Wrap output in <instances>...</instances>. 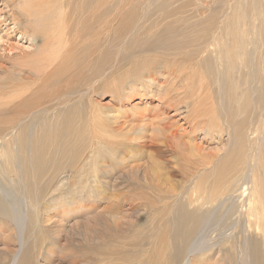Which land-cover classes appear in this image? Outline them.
I'll return each instance as SVG.
<instances>
[{
  "label": "bare ground",
  "instance_id": "6f19581e",
  "mask_svg": "<svg viewBox=\"0 0 264 264\" xmlns=\"http://www.w3.org/2000/svg\"><path fill=\"white\" fill-rule=\"evenodd\" d=\"M4 1L15 4L10 21L16 25L22 18L27 23L22 30L38 40V50L24 53L17 67L22 72L18 98L23 110L18 117L4 112L15 98L2 100L5 88L16 87L14 81L1 85L0 264H30L28 248L22 251L27 245L22 235L27 227L22 185L29 179L39 184L40 197L35 195L32 210L40 200L46 201L42 204L47 211L59 202L71 213L97 209L87 215L84 240L73 251L77 256L71 264H264V0H217L224 10L220 9L221 23L210 35L206 26H194L198 32L193 44L185 32L182 40L191 44L188 50L166 21L175 13L169 8L172 0L154 5V15L159 10L169 32H160L162 26V35L157 31L154 38L153 32H137L135 27L154 11L147 0L135 14L136 24L128 26L126 19L118 29L128 35L125 46L115 48L125 51L114 57L116 68L126 63L122 83L105 78L110 53L100 32L102 0ZM185 7L174 15L184 13ZM154 15L153 19L158 16ZM86 50L87 64L84 60L78 65ZM135 50L160 53H149L152 61L142 64L140 53H131ZM186 54L204 64L199 71L192 69L190 59L189 68L184 65ZM82 69L92 70L93 84L77 91L64 89ZM101 84L112 88L114 107L93 98ZM39 87L41 95H33ZM134 97L139 100L134 102ZM215 105L235 117L221 118L224 114L219 116ZM181 107H191L182 123L176 117ZM198 132L219 144L222 133L227 137L222 148L205 153L201 144L190 142ZM35 158L45 163H35ZM122 187L129 192L142 188L145 193L129 194L123 201ZM101 200L105 204L100 205ZM116 201L143 212L128 219L117 210ZM70 214L64 212L65 218ZM208 233L218 235L208 241Z\"/></svg>",
  "mask_w": 264,
  "mask_h": 264
},
{
  "label": "rangeland",
  "instance_id": "374dc122",
  "mask_svg": "<svg viewBox=\"0 0 264 264\" xmlns=\"http://www.w3.org/2000/svg\"><path fill=\"white\" fill-rule=\"evenodd\" d=\"M146 1L147 0H102V7L105 9V13H104V17L101 20L102 26L100 28H102V29H100V32L103 33L102 38L104 40V45H105L104 49H106V50H107V48H108V50L110 49V51L107 50L108 53L105 51L107 53V55L109 53L110 54L108 55L109 57L106 56L109 59L106 58V60H105L106 64H104V69H105V73H106L105 78L109 82L115 81L116 83H119V82L122 83V80H120L119 78L121 77L122 71L126 67L125 66L126 63L124 61V62H120L121 66L119 68H116L117 59L114 60L118 54L125 52L124 50H123V52H118L117 49H118V47H122L121 44H123V43L125 46L124 41L126 39H128V35H124V33L121 31H118V29L122 30L123 24L125 26L126 23L128 26L132 25V23L136 24V20H138V15L136 16L135 14H136V12H140L141 4L145 3ZM157 1L158 0H150V2H153V5L151 6V8L152 7L153 8L151 11H153V9H154L153 12L149 13V15L151 17L154 15V12H155L154 5L158 4ZM88 2H89V0H88ZM172 2L173 3H171V4L174 8H172L171 5L169 6V8H171V11L175 12V13H176V11L179 12V10H181L183 12L182 7H184V5H186V7L184 8V13H182L180 11V13H182L181 15H183V16H181L180 13H177L176 15H174L175 13H173V14H170V15H172V16H170L171 18L169 17L166 19V21L171 22L170 25H172V26L174 25V27H172V26L170 27L169 25L166 27L173 28L172 29L174 31L173 34L177 40L181 41L182 48L184 50L185 49L188 50L189 49L188 47H190L191 44L195 43L192 39H194V35L196 32H198V30L195 29L194 26L197 28H200L201 26H204V27L206 26V28L208 29V32H209L208 35H210L212 30L217 28L214 26H216V25L218 26L219 25L218 23H221L220 22L222 20L221 10H223V6H221L222 4L218 3L217 0H196L197 3L192 1V0L191 1L190 0H172ZM134 4H136V6ZM173 4L175 6L178 5V6H176V8L178 7L177 8L178 10L175 9V6ZM196 4L199 7H195ZM144 7H145V5H144ZM11 8H13V9H11ZM196 8H197V10H196ZM217 9L219 11H217ZM12 10L16 11L15 4H10V6H8L6 1L0 0V93L3 89V86H1V85H6L11 80L14 81L13 83L16 85V87L11 88V89L5 88V91H7V94L4 96V98L2 100H9V99L12 100L13 98H15L12 102H10L9 104L4 106V107H6V110L4 112H7V115L18 117V115L21 113V111L23 112V110H21L22 109V100L20 98H18L22 94V80H19V78H18L20 75L22 76V72L19 74L17 67L20 64H22V55L24 53L25 54H27V53L28 54L29 53L34 54L36 52V50H38V40L34 39L30 34H28V33L26 34L24 32V30H22L23 29L22 26L24 24H25L24 26H26V24H27L26 22H24V20H22V18L19 19L21 22L17 23L16 25L12 23L13 22L12 17L10 16ZM133 10L135 12H133ZM156 10H158V9H156ZM193 10L194 11L196 10L199 13H196V11L194 12ZM209 10H212V12ZM158 11H156L158 14L157 13H155V14L158 15L157 17L159 18V16L161 17L162 15H160ZM128 12H131V14H133V15H130V13H128ZM124 13H125V15H124ZM195 13L197 14V16ZM209 14L211 15L210 16L212 18L211 20H210V17L208 16ZM156 15H154V16H156ZM150 16H149L150 19H148V21H144L141 24H139L140 25L139 27H135L136 25H134L132 27H135L136 29L138 28V30L140 28V31L137 30V32L140 34H144L143 36H145V32H148V33L153 32L152 37L154 38L155 33L159 30L158 28L161 26L163 28L164 23L162 24L161 18L156 19L157 17H154L155 19H153V17H152V20H151ZM175 16L177 18H178V16L180 18L183 17L184 19L183 20L181 19L183 22H180L181 20L178 19V21L180 23H179V25H177L178 21L175 18ZM208 17H209V19H208ZM214 17H215V19L213 20ZM131 18H134V21H133V19L131 20ZM185 18H186V20H185ZM217 18H219V19H217ZM114 19H115V21H114ZM126 19L128 20V22H126V23L124 22L122 24L123 21H127ZM200 19H201V21H199ZM159 21H160V23H158L156 25V23ZM204 21L207 23L204 24ZM119 22H120V26L118 25ZM147 22L149 24H147ZM200 22H201V24H200ZM256 22H258V21H256ZM150 23H153V24L151 25ZM116 24L118 25V27ZM142 24H145V26H146V24L148 25V26H146V27H148V31H147V28ZM193 24H195V25H193ZM165 25H167L166 22H165ZM116 27H117V29H116ZM143 27H144V29H143ZM152 27H154L155 29L154 28L152 29ZM166 27L164 26L163 29L160 28L161 31L160 30L159 31L163 32V34L169 32L170 29L169 28L167 29ZM181 27L183 28L184 31L182 30ZM96 29H97L96 27H94L92 29L93 34L96 32ZM115 29L117 30L116 33H115ZM143 30H144V33H143ZM154 30H156V31L154 32ZM164 30H166V31H164ZM128 31H129V33H132V31L130 29ZM159 31H158V33H159ZM175 32H176V34H175ZM185 32H188L189 34L187 33L188 34L187 35ZM29 33H30V31H29ZM111 34L113 36H110ZM159 34L162 35L161 33H159ZM180 34H182V35H180ZM186 35L188 36L189 42L191 41L190 46L187 45L186 43H184V41H183L184 39L186 40V38H187ZM158 36L159 35H157V37ZM113 37L116 39H119L120 41L114 39ZM123 37H124V39H123ZM152 37H150V38H152ZM111 39L112 40L114 39V41L111 42ZM197 39H199V38L197 37L196 40ZM115 40H116V42L118 41L117 43L119 45L117 43H115ZM113 42L115 44H112ZM109 45H111V46L109 47ZM112 46H116V47H113V50L115 48H117L114 50L116 52H114L112 50V48H111ZM129 48L130 47H128L126 49V51ZM92 50H93V47H92ZM158 50L161 51V49H158ZM160 51L157 52L154 50H151V51L145 50L144 53H140L138 50H135L134 52H131V51L130 52L132 54L140 53L139 57H137V58H139V60H138V61H140L139 63L149 64L152 61V57H153V55L149 54V53H152V52L153 53H155V52L160 53ZM83 54H85V57L79 61L78 65L82 64L83 61L86 60L90 56V52L89 51L87 52V50H86V53H83ZM112 54H113V57H112L113 61H111ZM204 55H207V52H204ZM131 56L133 57V55H131ZM187 56H188V54H186L185 56H182V57H186L185 58L186 60H184V58H182V59L184 60L183 61L184 63L186 62L184 65L187 68H189V65H188L190 63V61H188L189 59L191 60V63H190L191 66L194 64L192 66L193 67L192 69H196V68L198 69L196 71H199L200 67L202 68V65H204V64L201 65L197 61L193 60L194 59L193 57H192L193 59L192 58L188 59L189 56L188 57ZM87 61L88 60L85 61V64H87ZM89 61H90L89 65H91L93 61H91V59ZM196 62L198 63V65L196 64ZM123 63H125V64H123ZM83 67H84V65H83ZM94 68H95V66H94ZM94 68L92 67L93 70H94ZM212 68H213V65H212ZM91 71L92 70H89L86 72L85 69H82L81 72L77 76L73 75V77H75V79L72 80L73 82H71L69 85H63V88L66 89L67 91H77L79 89L85 88L88 83L93 84L94 79L91 81V76H92ZM193 76H195V75H193ZM199 76H201V73L199 74ZM195 81H198V79L195 78ZM199 81H201V80H199ZM109 82L107 84H109ZM18 83H20V84H18ZM41 85H44V84H41ZM40 87L37 89L38 92L36 90L32 94L33 95L38 94V96H40L41 95V94L39 95V93H41ZM101 88L104 90H102V89L97 90V92L92 94L93 98L96 101H99L100 103H102V105H109L110 107H114L117 104V102H116V99H114V95H113L114 93L113 92L110 93L109 89H112V88H108L107 85H103V84H101ZM59 90H61L60 87L57 89V91H59ZM43 91L45 93L48 90L46 89ZM252 95H253V93L251 94V98H249V99H251V101L253 99ZM18 100L21 101V103H19ZM26 100H27V97H25V100L23 101V103ZM138 100L139 99L137 97H134V102L135 101L137 102ZM17 101H18V103H16ZM214 107H215V109L217 108V110L219 111V113H218L219 116H221V114L225 115V116L223 115V117H221V118H226V117L230 118L231 115H232V117L230 119L235 117V114H232V113L227 112V111H225V113L224 112L221 113L222 111L219 109L218 105H215ZM226 107H228V105ZM190 110H191V107H187V108L181 107V109L178 110L181 113H179L176 117L180 118V120H179L180 123L184 122V118H186L188 113L190 114ZM217 110H216V113L218 112ZM242 111L247 112V110L244 108H242ZM170 112H172V111H170ZM226 113H227V116H226ZM87 114H91V113H87ZM183 114H185V116ZM237 115L240 117L239 114H237ZM241 116H243V115H241ZM182 127L184 129V127H186V123H184L182 125ZM195 134H196V132H195ZM202 136H203L204 140L199 139V137L201 138ZM221 136H222L221 137L222 138L221 143H223V145H224V143H225L224 141H225L227 135L224 132V133H222ZM192 139H194V138L191 137V139H190L191 144H194V142L199 144V145L201 144V146H202L201 149H203L205 153L214 152V151L218 150V148L220 149L223 146L221 143L220 144L217 143L216 139L210 140L209 136H205V134H203V133L201 134V132H198V137L196 136L195 140H192ZM34 162L38 163V164H44L45 163L43 159L40 160L38 158H35ZM29 166H30V164H29ZM29 175H30V172H28V176ZM210 180L212 181V178H210ZM23 181H22V183H23ZM77 181H79V180L77 179ZM178 181H180V180H178ZM180 183L183 184V182H181V181H180ZM188 185L190 187V184L186 183L187 187H188ZM22 186L25 189V192L22 193V213H24V214L27 213L25 215L27 218L26 219L27 227L22 228V235L25 236V241L27 242V245H23L22 251H24L25 249L28 248L27 255L30 256V259L28 260V262L30 264H71L70 261L72 259H75V257L77 256V254L73 255V251L76 248L79 249L78 245L80 243H82L84 240L83 229L89 220L87 215L91 214L92 212H96L97 209L96 210L94 209L92 212H89L88 214H86V212H81V211L71 213V211H68V209L66 207L60 208V207H62V204H61V202H59V203H55V205L51 206L50 209L47 211L46 208H43L44 207L43 204L46 203V201L42 202L40 200L39 205L36 207V209L32 210L31 209L32 205L34 204V201L36 199L35 195H37V197H40V195L38 194L39 184H38V182H36V181L33 182L32 180L29 179L28 181L24 182V185H22ZM121 189H122V191L124 190L123 192L121 191L123 193V194H121L123 201H125V199H128L131 194L132 195L137 194L136 192H138L139 197L143 196L145 193V191L142 188L132 189L130 192H129V190L126 189V187H122ZM47 200L50 201V199H48V198H47ZM62 200H64V199L62 198ZM123 201H122V203L120 201L119 202L116 201L117 204L119 203L118 206L120 208V209L117 208V210H119V212H121V214L126 215L128 217V219H133L135 217V215H137L138 212H143L139 208H133L134 210L129 209L128 205H126V203ZM52 202H55V201H52ZM86 203H90L89 200L86 201ZM99 204L103 205L105 203L102 202V200H101ZM106 204L108 205V202H106ZM64 212H67V214H70V213L71 214L69 215L68 218H65ZM124 213H126V214H124ZM139 223L140 224L143 223V218L140 219ZM250 230L252 231V229H250ZM227 231H231V229L227 230ZM219 232L217 231L218 234H219ZM217 233H208L206 235V239L209 241V237L212 236L210 238V239H212L214 237L213 235L216 236ZM208 235H210V236H208ZM48 247L52 248L51 249L52 253L49 255H46ZM77 264H79V263H77Z\"/></svg>",
  "mask_w": 264,
  "mask_h": 264
}]
</instances>
